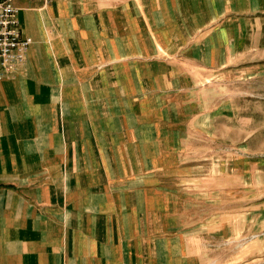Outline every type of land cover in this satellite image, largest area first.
Instances as JSON below:
<instances>
[{"label":"crops","instance_id":"obj_1","mask_svg":"<svg viewBox=\"0 0 264 264\" xmlns=\"http://www.w3.org/2000/svg\"><path fill=\"white\" fill-rule=\"evenodd\" d=\"M13 3L30 45L0 78V264H200L197 69L263 41L264 0Z\"/></svg>","mask_w":264,"mask_h":264},{"label":"rangeland","instance_id":"obj_2","mask_svg":"<svg viewBox=\"0 0 264 264\" xmlns=\"http://www.w3.org/2000/svg\"><path fill=\"white\" fill-rule=\"evenodd\" d=\"M261 19L263 41L237 63L197 69L201 102L182 166L200 264H264V14Z\"/></svg>","mask_w":264,"mask_h":264},{"label":"built area","instance_id":"obj_3","mask_svg":"<svg viewBox=\"0 0 264 264\" xmlns=\"http://www.w3.org/2000/svg\"><path fill=\"white\" fill-rule=\"evenodd\" d=\"M50 0H44L49 2ZM30 40L22 35L13 0H0V78L25 64Z\"/></svg>","mask_w":264,"mask_h":264}]
</instances>
